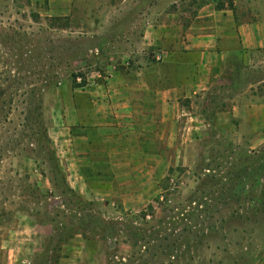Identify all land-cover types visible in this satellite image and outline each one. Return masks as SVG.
Instances as JSON below:
<instances>
[{
    "label": "rangeland",
    "instance_id": "obj_1",
    "mask_svg": "<svg viewBox=\"0 0 264 264\" xmlns=\"http://www.w3.org/2000/svg\"><path fill=\"white\" fill-rule=\"evenodd\" d=\"M122 1L0 0V264H264V51L182 102L158 158L132 151L117 175L79 174L67 130L116 65L94 38L118 19L187 29L224 6L252 21L264 0Z\"/></svg>",
    "mask_w": 264,
    "mask_h": 264
},
{
    "label": "crops",
    "instance_id": "obj_2",
    "mask_svg": "<svg viewBox=\"0 0 264 264\" xmlns=\"http://www.w3.org/2000/svg\"><path fill=\"white\" fill-rule=\"evenodd\" d=\"M131 9L126 5L115 14ZM260 11V18L243 22L228 8L214 10L187 29L124 17L110 25L107 45L98 33L97 54L104 58L107 51L116 65L110 66L107 84L91 90V100L88 92H81L67 113V130L84 144L76 153L79 174L117 175V160L132 158V151L140 158L151 151L158 158L165 126L179 116L182 102L231 79L246 52L264 51V6ZM121 29L125 33L119 34ZM137 29L142 31L137 40L142 58L136 52ZM120 45L125 51L118 56Z\"/></svg>",
    "mask_w": 264,
    "mask_h": 264
},
{
    "label": "trees",
    "instance_id": "obj_3",
    "mask_svg": "<svg viewBox=\"0 0 264 264\" xmlns=\"http://www.w3.org/2000/svg\"><path fill=\"white\" fill-rule=\"evenodd\" d=\"M225 9V7L224 6H218L217 8H216V10L217 11H220V10H224ZM230 10H232V8L230 7L229 8ZM233 11V10H232ZM2 112V110L0 109V113ZM145 215V214H144Z\"/></svg>",
    "mask_w": 264,
    "mask_h": 264
}]
</instances>
